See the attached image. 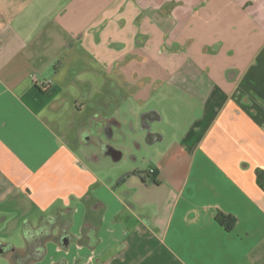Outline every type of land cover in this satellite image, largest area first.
I'll use <instances>...</instances> for the list:
<instances>
[{
  "label": "crops",
  "instance_id": "crops-1",
  "mask_svg": "<svg viewBox=\"0 0 264 264\" xmlns=\"http://www.w3.org/2000/svg\"><path fill=\"white\" fill-rule=\"evenodd\" d=\"M141 142L150 168L118 166ZM0 245L11 264H264V0H0Z\"/></svg>",
  "mask_w": 264,
  "mask_h": 264
},
{
  "label": "rangeland",
  "instance_id": "rangeland-1",
  "mask_svg": "<svg viewBox=\"0 0 264 264\" xmlns=\"http://www.w3.org/2000/svg\"><path fill=\"white\" fill-rule=\"evenodd\" d=\"M114 97V96H113ZM125 100H128V104L129 106L131 107V104L133 106V109H134V113L136 114L137 112L139 113V109H138V105L137 103L132 99V96L129 94L127 95V97L124 98ZM83 101V100H82ZM112 106L113 108L111 110H113V114H118V109L119 107H121L120 105H118V99L115 100H112ZM126 103V102H125ZM178 106L180 108H184L186 106V101L184 98H179L178 99ZM153 104H150L148 105L145 109H151L153 106ZM165 104L164 103H161L159 104L157 101H156V107L160 108V107H163ZM88 115V114H87ZM132 115V114H131ZM130 115V116H131ZM176 120H179L181 121L182 123H184L186 121V119L184 118V114H178ZM156 128L157 129H161V131H163V133H168V131H170L169 129V126H168V120L166 119L165 120V125L164 123L162 124H157L156 125ZM129 131H131V129L129 128ZM129 131H125V135H122L121 131L114 135L112 141H113V144L114 145H120L122 143H124V141L129 140L131 139L130 136H134L136 137L137 135L136 134H133L131 135L129 133ZM121 133V134H120ZM138 137V136H137ZM130 148L132 149L131 152H124L125 153V158H123L122 162H120L118 166H121L122 168H128L130 166H136L138 168L141 169V171H145V170H148L150 168V156H149V152L151 153V149L152 147H148L147 144H145V142H141L140 145H137V144H131L130 145ZM24 241L23 240H20V239H17L15 241V244L16 246L15 247H20V245L23 243ZM0 264H11L9 259L6 257V256H3V255H0Z\"/></svg>",
  "mask_w": 264,
  "mask_h": 264
},
{
  "label": "trees",
  "instance_id": "trees-1",
  "mask_svg": "<svg viewBox=\"0 0 264 264\" xmlns=\"http://www.w3.org/2000/svg\"><path fill=\"white\" fill-rule=\"evenodd\" d=\"M129 175H131V174H128L127 176H129ZM124 179L125 178H122V180H124ZM216 220L227 231L233 230V228L235 227V225L237 223V219L235 217L230 216V215H226L223 213H219Z\"/></svg>",
  "mask_w": 264,
  "mask_h": 264
},
{
  "label": "water",
  "instance_id": "water-1",
  "mask_svg": "<svg viewBox=\"0 0 264 264\" xmlns=\"http://www.w3.org/2000/svg\"><path fill=\"white\" fill-rule=\"evenodd\" d=\"M117 151H114L113 152V154H114V156H116L118 159L120 158V155L119 156H117ZM4 251H3V249H2V246L0 245V254H2Z\"/></svg>",
  "mask_w": 264,
  "mask_h": 264
},
{
  "label": "built area",
  "instance_id": "built-area-1",
  "mask_svg": "<svg viewBox=\"0 0 264 264\" xmlns=\"http://www.w3.org/2000/svg\"><path fill=\"white\" fill-rule=\"evenodd\" d=\"M149 173L150 174H154L155 173V170L154 169H151Z\"/></svg>",
  "mask_w": 264,
  "mask_h": 264
}]
</instances>
